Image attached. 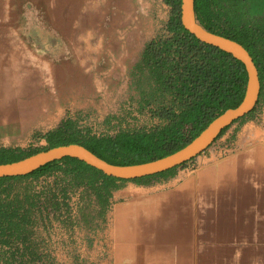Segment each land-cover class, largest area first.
<instances>
[{
    "label": "trees",
    "instance_id": "16d2710c",
    "mask_svg": "<svg viewBox=\"0 0 264 264\" xmlns=\"http://www.w3.org/2000/svg\"><path fill=\"white\" fill-rule=\"evenodd\" d=\"M163 2L170 8L166 34L148 41L135 65L143 75L140 78L150 83V92L142 93L139 108H146L159 124L150 129L94 135L80 128L77 117L66 116L40 136L46 142L43 147L27 151L0 148V164L14 163L31 154L73 143L111 164L145 163L181 149L224 109L236 107L247 82L244 65L227 53L199 42L182 27L180 0ZM193 8L203 28L238 42L251 56L260 82L256 107L264 98V0H193ZM187 162L127 181L148 184L167 178ZM40 178L43 180L36 190L26 185L22 192L14 193L8 184ZM125 181L108 177L69 157L50 162L25 176L0 178V264H51L54 241L50 247V238L54 231L64 233L63 230L82 222L91 225L108 206L118 182ZM86 209H93L95 215L90 216ZM38 227L44 235H38Z\"/></svg>",
    "mask_w": 264,
    "mask_h": 264
},
{
    "label": "rangeland",
    "instance_id": "374dc122",
    "mask_svg": "<svg viewBox=\"0 0 264 264\" xmlns=\"http://www.w3.org/2000/svg\"><path fill=\"white\" fill-rule=\"evenodd\" d=\"M169 16L163 0H0V148L43 147L40 136L66 116L77 117L80 128L94 135L159 124L139 108L150 83L140 78L135 65L144 45L166 34ZM121 60L126 65L116 64ZM111 64L112 73L106 71ZM73 100L87 101L90 109L66 112L54 123L56 102ZM247 121L264 130V98L252 117L227 129L231 132L222 142ZM42 180L8 184L16 193L26 185L36 190ZM87 211L95 215L93 209ZM61 237L55 230L50 247Z\"/></svg>",
    "mask_w": 264,
    "mask_h": 264
},
{
    "label": "crops",
    "instance_id": "0c3cea01",
    "mask_svg": "<svg viewBox=\"0 0 264 264\" xmlns=\"http://www.w3.org/2000/svg\"><path fill=\"white\" fill-rule=\"evenodd\" d=\"M54 108L55 123L90 105ZM230 132L166 180L118 182L97 224L61 232L51 264H264V130L247 121L222 142Z\"/></svg>",
    "mask_w": 264,
    "mask_h": 264
},
{
    "label": "water",
    "instance_id": "95a60500",
    "mask_svg": "<svg viewBox=\"0 0 264 264\" xmlns=\"http://www.w3.org/2000/svg\"><path fill=\"white\" fill-rule=\"evenodd\" d=\"M179 21L182 27L199 42L221 50L240 61L247 74V82L241 102L234 108H226L215 117L191 141L181 149L149 162L133 165H115L99 158L79 144H67L31 154L20 160L0 164V178L30 174L46 164L65 157L77 159L104 175L121 180L143 178L165 172L189 161L206 150L220 132L235 120L249 114L258 99L260 82L257 68L246 49L238 42L207 31L196 20L193 0H180Z\"/></svg>",
    "mask_w": 264,
    "mask_h": 264
}]
</instances>
